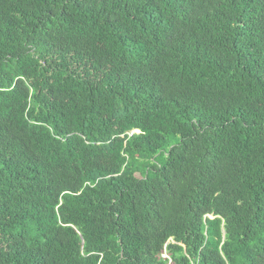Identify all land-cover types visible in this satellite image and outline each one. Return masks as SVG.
<instances>
[{"label": "trees", "instance_id": "1", "mask_svg": "<svg viewBox=\"0 0 264 264\" xmlns=\"http://www.w3.org/2000/svg\"><path fill=\"white\" fill-rule=\"evenodd\" d=\"M0 264H264V0H0Z\"/></svg>", "mask_w": 264, "mask_h": 264}, {"label": "rangeland", "instance_id": "2", "mask_svg": "<svg viewBox=\"0 0 264 264\" xmlns=\"http://www.w3.org/2000/svg\"><path fill=\"white\" fill-rule=\"evenodd\" d=\"M164 256H166V254L164 253Z\"/></svg>", "mask_w": 264, "mask_h": 264}]
</instances>
